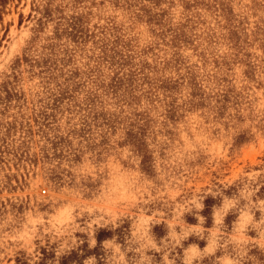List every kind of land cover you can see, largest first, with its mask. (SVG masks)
<instances>
[{
	"label": "rangeland",
	"instance_id": "1",
	"mask_svg": "<svg viewBox=\"0 0 264 264\" xmlns=\"http://www.w3.org/2000/svg\"><path fill=\"white\" fill-rule=\"evenodd\" d=\"M4 32L0 264H264V0H8Z\"/></svg>",
	"mask_w": 264,
	"mask_h": 264
},
{
	"label": "trees",
	"instance_id": "2",
	"mask_svg": "<svg viewBox=\"0 0 264 264\" xmlns=\"http://www.w3.org/2000/svg\"><path fill=\"white\" fill-rule=\"evenodd\" d=\"M6 1H8V0H0V21H1L2 8H3L4 4L6 3ZM44 1L46 3V7H48L50 0H44ZM35 10H38V8L36 7ZM5 34H6V32H4L3 35H2V37L0 38V44H1V41L5 37Z\"/></svg>",
	"mask_w": 264,
	"mask_h": 264
}]
</instances>
